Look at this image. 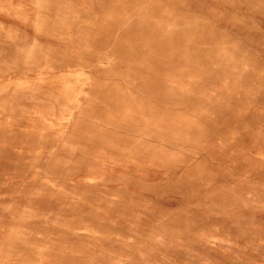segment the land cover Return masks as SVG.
I'll return each mask as SVG.
<instances>
[{
  "label": "rangeland",
  "instance_id": "rangeland-1",
  "mask_svg": "<svg viewBox=\"0 0 264 264\" xmlns=\"http://www.w3.org/2000/svg\"><path fill=\"white\" fill-rule=\"evenodd\" d=\"M0 264H264V0H0Z\"/></svg>",
  "mask_w": 264,
  "mask_h": 264
}]
</instances>
